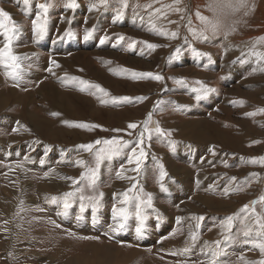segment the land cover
Returning <instances> with one entry per match:
<instances>
[{
  "label": "rangeland",
  "instance_id": "rangeland-1",
  "mask_svg": "<svg viewBox=\"0 0 264 264\" xmlns=\"http://www.w3.org/2000/svg\"><path fill=\"white\" fill-rule=\"evenodd\" d=\"M66 2L31 0L25 5L23 0H0V8L9 12L12 20L21 28L20 35L11 44L12 55L20 57L19 78L13 79L6 75L10 70L0 63V87L3 86L2 80L7 85L0 91V96L2 98V92L8 93L11 88L8 104L26 101L30 106L21 108L32 114V118L47 119L48 116L43 114H49L45 107L50 102L58 107L65 104L66 108L75 109L78 117L73 119L82 122L88 120L89 125L100 126L84 129L89 143L112 137L132 143L118 159L102 162L100 180L95 189H91L86 186L87 181L79 182L81 173L86 170L85 166L74 163L69 167L66 164L73 156L69 151L74 143L79 142L78 145H81L80 140L69 137L50 141L46 138V131L39 134L34 130V122L37 125L39 122L33 118L34 122L29 121L27 126L21 123L18 138L6 145L7 150L13 145L17 146L18 156L14 159L23 165L18 166L19 169L10 168L13 170L9 173L14 179L11 183L6 178L5 167L13 158H8L9 155L2 149L4 139L10 141V137L7 138L10 132L1 129L4 124L0 121V219L8 218L7 208L21 211L16 204L15 208L12 206L15 202L23 201V205L39 204L37 211L47 216V219H42L45 222L36 219L26 222L35 227L32 236L35 232L43 234V238H33V242L39 243L35 247L39 246L41 260L51 264H75L80 255L85 259L79 260L87 264H176L183 260L187 262L185 264H208L209 256L205 252L208 246L215 248L217 240L221 241L220 248L224 252L219 264H250L264 259L259 249L244 243L245 239L255 237V216L251 208L255 207L256 212L264 216V203L259 202V197L264 195V164L250 162L252 158L264 157V111H261L264 109V70H261L264 69V61L249 55L250 51L264 53V39H259L264 37V0H180L179 4H174L173 0H128L129 6L120 20L113 19L120 7L118 0H109L107 8L99 5V0H76L79 7L75 10L66 8ZM39 3H48L51 7L47 31L37 39L31 21L39 12L36 7ZM92 4L99 6L90 10ZM176 7L182 11H174ZM157 8L166 15L157 13ZM197 11L207 21L198 19ZM190 28L195 30L196 36L189 31ZM3 31L0 28V48L6 42ZM159 31L167 32L168 35H158ZM69 32L71 36L67 35ZM86 32H91L87 39ZM172 32L177 33L175 38L171 37ZM121 36L123 40L119 39ZM102 37H107L104 43L100 42ZM133 41L135 44L130 48ZM144 42L157 47L149 49ZM193 49L203 55L195 56ZM140 73H151L163 78L156 80L152 76L136 75ZM177 80L185 83L178 84ZM80 81H86L87 84L82 85ZM97 85L99 88L94 87ZM202 85L214 91L207 95L194 91ZM197 95L201 96L199 100L196 99ZM123 97L129 99H120ZM59 99L64 102L60 106ZM101 100L107 102L101 103ZM16 105L10 106L13 112L8 105H0V120L16 118L20 113V107L18 110ZM41 105L45 108L43 114L40 113ZM54 112L57 114L56 110ZM145 120H149V129L158 126L164 135L152 133L149 139V133L145 132L142 147L146 156L137 175L131 171L135 163L129 165L127 157L136 147ZM129 123H136L138 127L129 129ZM44 129L55 132L45 126ZM114 129L121 131L116 132ZM174 141L178 143L177 148L172 147ZM85 152L77 150L74 156L83 157ZM161 152V158L170 168L164 169L167 175L158 182L160 167L156 156ZM30 158L35 162L39 158L46 161L50 158L52 162L49 165L39 163L36 167L30 164L25 166L23 160ZM58 159L63 163H53ZM81 159L87 167L95 166L94 156L89 152ZM122 165L124 171L121 176L135 177V180L117 177ZM173 166L184 167V178L173 176ZM199 175L203 185L197 186L193 184V178ZM69 177L77 179L78 183H65L62 188H57L53 193L59 199L57 203L62 202L63 193L67 191L76 193L73 199L77 201L75 205L78 207H81V195L98 197L103 193L110 207L112 204L121 205L123 193H127L132 200L137 194H146L145 198L151 194V206H148L147 212L157 223L161 213L155 203L161 200L167 214L160 218L166 219L168 228L158 232L153 224L151 242L146 241L150 244H140L144 249H140L138 244L134 246L133 237H124V241L115 242L108 230L103 231L104 235L91 231L86 234L65 231L70 229L65 224L68 221H58L51 199H41L36 185ZM233 177L236 179L233 180ZM133 183L137 185L134 189ZM160 183L164 184L165 190L158 187ZM149 184L152 191L148 194L144 187ZM177 184L183 195L175 203L169 195H172L173 186ZM78 188L82 191H77ZM225 188L230 189L227 194ZM138 198V202L145 201V198ZM208 200L211 206H208ZM254 200L257 203L252 206L250 202ZM93 203L84 201L85 207H88L87 211L84 210V218L89 223L95 222L91 220ZM246 204L250 205L249 209L241 212ZM127 207L132 213L136 210L131 202ZM237 213L239 215L233 221L231 232L225 233L221 222ZM200 216L204 219L199 221L201 226L197 230V221L193 217ZM178 217L181 218L179 223ZM103 219L107 222L105 217ZM246 225L253 228L248 238L244 236ZM185 230L195 231L199 237L188 252L181 251L187 245L179 247L176 257L173 254L175 249L166 250L162 247V243L167 245L169 241H177L176 238L181 235L183 237ZM174 231L181 232L175 235ZM224 235H230V240L224 241ZM203 238L207 240L205 245L202 244ZM0 242L4 245L7 242L1 232ZM186 244L191 245V242ZM6 255V249L0 252V263L15 264V257L7 261ZM89 255L90 259L86 260ZM69 257L75 262H70ZM30 264L40 263L35 260Z\"/></svg>",
  "mask_w": 264,
  "mask_h": 264
},
{
  "label": "crops",
  "instance_id": "crops-1",
  "mask_svg": "<svg viewBox=\"0 0 264 264\" xmlns=\"http://www.w3.org/2000/svg\"><path fill=\"white\" fill-rule=\"evenodd\" d=\"M5 64V63H4ZM6 65V64H5ZM7 66V65H6ZM7 70H10V68L8 67V69ZM177 71H179V69L177 70ZM1 84L3 85V86H1L0 87V91H2V90H4L5 89V87L7 86V85H5V82H4V80H2V82H1ZM10 90V92H11V88H9ZM10 92H8V93H5L4 91L2 92V98H1V96H0V105H8L9 106V108H10V106H12V105H14V104H17L16 105V107H17V109L19 110V107H20V113L16 116V118L15 117H11V118H4V119H1L0 121H2L3 122V124H4V127H2L1 129H3V130H7L8 132H11V134L13 135H11L10 133H9V135H11V136H7V138L8 137H11V138H9L10 139V141L8 142V141H6L5 139H4V143L2 144L3 145V147H2V149H3V152L4 153H6L7 155H9V157L8 158H13V161H9V163H8V165L5 167L6 168V170H5V175H6V178L12 183L13 181H14V179H12L13 178V176L12 175H10V171H12V170H10V168H11V165H20L21 167L23 166L22 165V162H19V160L17 161V160H15L14 158L15 157H17L18 155H17V151L18 150H16L17 149V146H15V145H13V147L10 149V150H7L6 148V145L7 144H9L10 142H12V141H14L16 138L15 137H18V132H19V126L21 127L22 125H21V123H24V125L25 126H27V123L29 122V121H33V118H34V121H37V122H39L38 123V125L36 124V122H34L35 124L33 125V128H34V130L36 131V132H38L39 134H41L42 133V131L44 130V131H46L47 133H46V138L49 140V139H51L50 141H53V140H60V139H62V138H64L65 140H66V138H71V139H77V140H80V143H81V145H83V144H89V138H88V140H87V136L84 134V129H86V128H79V127H75V126H69V124H66V123H64V121H68V122H74V123H86V124H89V121L88 120H85V121H79V120H77V119H73L72 117H78V115L76 114V112H75V109H72V108H66L65 107V104H64V106H60L61 104H63L64 102H63V100L62 99H59V101H60V103L58 104L60 107H58V106H56V105H54L52 102H50V105H47V107H45L46 108V110L49 112V114L51 115V116H49V114H47V113H45V114H43V112H44V109L45 108H43L42 107V105H41V108H40V113L41 114H43V115H46V116H48V118L46 119V118H40V117H33L32 118V114H30V113H27V112H25L24 110H22V108L23 107H27V106H30L28 103H26V101L24 102V100H19V101H15V102H13V103H11V104H8L9 102H8V99H10V97L8 98V96H9V94H10ZM15 95H17V92H15L14 93ZM7 98V99H6ZM14 100V99H13ZM34 104H36V102L34 103ZM22 107V108H21ZM10 110H11V108H10ZM54 110H56L57 111V114H55V112H54ZM74 111V112H73ZM11 112H13L12 110H11ZM27 114V115H26ZM90 114H93L92 112H90ZM17 119V120H16ZM43 122V123H42ZM11 125V126H10ZM44 125H46L45 127H48V129L50 130V128L51 129H53V130H55V132L52 134V135H49V132L46 130V129H44ZM49 125V126H48ZM13 129H16V132L15 131H13ZM2 130V131H3ZM18 131V132H17ZM41 132V133H40ZM16 133H18V134H16ZM15 135V136H14ZM54 135H56V136H54ZM78 143L79 142H76V143H74L75 145H74V147H76V149H75V151H80V150H82V149H78L77 148V146H78ZM28 144H30V145H32V143H28ZM17 145V144H16ZM73 145V144H72ZM16 147V148H15ZM73 147V148H74ZM172 147L173 148H177L178 147V143L176 142V141H174L173 143H172ZM28 148H31V146H28ZM73 148L69 151V153L70 154H72L73 156H72V159H70V161H68V162H66V164H69V167L70 166H72L74 163H75V161L77 160V159H81V158H83V157H85V154H86V152H85V154L83 155V157L82 156H79V157H76V156H74V153H75V151H73ZM60 149V148H59ZM12 154V155H11ZM55 154H56V152H55ZM78 156V155H77ZM161 156H163V154H162V152H161V154H159V155H157L156 156V160H157V162H158V166L160 167L161 165H163V169H167V170H169V166H166V164H165V162H164V160L161 158ZM117 157H114L113 159H116ZM112 159V160H113ZM118 159V158H117ZM44 160V159H43ZM40 161H41V159L39 158L38 159V162H35L32 158H30V159H28L27 161H24L23 160V162L25 163L24 165L26 166V165H28V164H30V165H32L33 167H36L37 165L39 166V163H40ZM45 162L44 163H46V165H49L51 162H52V160L50 159V158H48V161H46V160H44ZM21 163V164H20ZM48 163V164H47ZM53 163H57V164H60V163H63L62 162V160L61 159H58L57 161H55V162H53ZM152 164V163H151ZM153 165V164H152ZM16 167V166H15ZM76 167V166H75ZM171 169H173V170H171V171H173L174 172V174L175 175H173L174 177L175 176H181V177H183L184 178V171H185V169H184V167L182 166V167H175V166H173V167H171ZM56 173H58V172H56ZM61 175V174H60ZM187 179H188V177H187ZM63 180H65V179H63ZM67 180H71V179H67ZM166 180V179H165ZM170 180V182L172 181V179L170 178L169 179ZM193 180H194V183L193 184H197V186L198 185H203L202 183H201V178H200V175L199 176H196V178L194 179L193 178ZM168 181V180H167ZM72 182V180L71 181H69L68 183H71ZM36 185V184H35ZM65 185V184H64ZM150 184L149 185H147L146 187H144L145 188V191H147V193L149 194L152 190H150ZM159 188H160V185L158 186ZM36 188H37V185H36ZM167 189H168V187H166ZM182 190V189H181ZM37 191L39 192L40 190H38L37 189ZM56 191V189H52V191H44V192H42V191H40V196H41V199H51L53 196L54 197H57V195L56 194H53L54 192ZM161 191V190H160ZM68 192H72V191H67V193ZM46 193H47V195H46ZM178 193H179V195H178ZM52 194V195H51ZM64 194H65V192L63 193V198H62V202H60V204L59 203H52L51 201H50V203L55 207V209H56V212H57V215H58V218H59V221L60 222H65V221H68V223H65V224H67V226H68V228H70V229H67V230H65V231H70L71 233H79V234H86V232H88V231H91V232H93V233H99V235H104L105 234V232H103V231H105V230H108V232L111 234V235H113V238H114V240L116 241V242H118V241H124L123 239H124V237L126 238H129V237H133L134 238V246H136L137 244H138V247L140 248V249H144L145 247H140V244H144V245H148V244H150V242H151V240H150V233H152V225L154 224V227H155V229L158 231V232H162V231H165V229L166 228H168V226H167V224H166V219H163L162 220V218H160V216L161 215H163V216H166V214H167V212H166V208H165V205L163 206V202L161 201V200H159L158 202H156L155 203V206H156V208L157 207H159V213H161V214H159V218L158 219H160V220H158L157 221V223H154L153 222V220H152V218H151V215H149L150 213L149 212H147V208H148V206L147 205H141V207L143 208V211H142V213H141V215L143 216V222L141 223V220H139L138 218H137V216H136V210L132 213L131 211H129L130 213H131V215L128 217V219H127V221L125 222V227H124V229L121 231L122 232V234H121V232L119 231V232H115L117 235H115V233L114 232H112L111 231V228L112 227H114L115 226V223H116V221H114L113 220V213H112V211H108V210H110V208L112 209V206L114 205V204H112V206H110L109 207V203H106V201L104 200V197L105 196H102L101 198H100V206L99 207H97L95 210H94V212H92L91 214H92V216H91V220L92 221H95V222H86V219H82V217L84 218V216H85V212H84V210L86 209V211H87V209H88V207H84V209H83V211L82 212H80V210H81V207H79L78 208V206L77 205H74L75 204V202H77V201H75V200H73V197H71V199L69 200L68 199V202H70L69 204L71 205L72 203H74V204H72L70 207H68V209L69 210H67V209H65L64 207H63V200H64ZM145 195L146 194H143V195H139V194H137V196L136 197H134V199L133 200H131V206L134 208V209H136V203L138 202V200L136 199V198H138L139 196L141 197V198H145ZM182 193H180V191H179V184H177V185H174L173 186V193H172V195H169L170 196V198H171V201L172 202H178V201H180V197H182ZM48 196H50V197H48ZM61 197V196H60ZM177 199H179L178 201H176ZM87 202H89V200L87 199V197H86V199H85ZM84 200V201H85ZM148 200V197L146 196V198H145V201H147ZM81 201V200H80ZM135 202V203H132V202ZM46 202V201H45ZM94 202V201H93ZM208 202H209V205L208 206H211L210 205V203H211V201L210 200H208ZM174 203V204H175ZM14 204H16L22 211H19L20 212V215H19V212H15L14 211V209H9V208H7L8 209V218L6 219V220H1L0 219V232H1V234H3V236H4V238L7 240V242H6V244L4 245V244H2V242H0V252H2V250H4V249H6V251H7V257H6V260L8 261V260H10V259H13L14 257V259H13V262L15 263V264H30V262H33L34 263V261L35 260H38V262L40 263V264H51L50 262H43V259L41 260V258L42 257H40V255H39V250H38V248H39V246L38 247H35V246H37V245H39V243H37V242H33V238H43L44 236H43V234L42 233H37V232H35V235L34 236H32V233H34L33 232V230H34V228H33V226L32 225H30L28 222H26L27 220L28 221H32V220H34L35 218H36V220H41L42 222H45V220H42V219H47V216H45L44 215V213L43 212H41V211H37L38 209H37V207H38V205L39 204H37V203H35L34 205H27V204H25V205H23V201L21 202V203H17V202H15V203H13V207L15 208V206H14ZM20 204V205H19ZM55 204V205H54ZM160 204V205H159ZM52 205H47V207H50L51 206V208H53V206ZM74 205V206H73ZM33 206V207H32ZM119 207L121 206V205H118ZM117 206V207H118ZM23 207H24V209H23ZM73 207H75V208H73ZM76 207H77V209H76ZM93 207V206H92ZM163 207V208H162ZM31 209L29 212L28 211H26V210H28V209ZM128 208V207H127ZM165 208V209H164ZM50 209V208H49ZM67 210V211H65V210ZM79 209V212H77V210ZM129 209V208H128ZM24 210V211H23ZM75 210V211H74ZM64 211V212H63ZM74 211V212H73ZM97 211V212H96ZM100 211V212H99ZM106 211V212H105ZM146 211V212H145ZM157 211V212H158ZM162 211H163V213H162ZM165 211V212H164ZM12 212H14V213H12ZM12 213V214H11ZM66 213V215L64 216V214ZM70 213H72V215L70 214ZM82 213H83V215L84 216H82ZM97 213V214H96ZM32 216H31V215ZM68 214H70L71 215V217L69 218V216L70 215H68ZM80 214V215H79ZM174 214V213H173ZM62 215V216H61ZM95 215H96V219H95ZM19 216V217H18ZM175 216V215H174ZM14 217V218H13ZM80 218V220L79 219H77V218ZM103 217H105L106 219H107V222H105V220L103 219ZM176 217V216H175ZM27 218V219H26ZM69 220H68V219ZM16 219V221H14ZM70 219H71V222H70ZM23 220V221H22ZM84 220V221H83ZM139 221V222H138ZM83 222H84V224H83ZM145 222V223H144ZM21 223H23V224H21ZM50 223V222H49ZM106 223V224H105ZM113 223V224H112ZM174 223V222H173ZM29 224V225H28ZM101 224V225H100ZM127 224V225H126ZM141 224V225H140ZM172 223H170V226H172L171 225ZM190 224H192V223H190ZM15 225H17V226H15ZM22 225V226H21ZM21 226V227H20ZM54 226H56V224H54ZM138 226L141 228V229H143V230H141V232L140 233H137V231H136V229L138 228ZM145 226V227H144ZM187 226V225H186ZM179 227V226H178ZM23 228V229H22ZM29 228H30V232L28 231L29 230ZM74 228H77L78 230H80V231H77V230H75ZM132 230H131V229ZM8 229V230H7ZM97 229V230H96ZM178 229V228H177ZM177 229L175 230V231H177ZM72 230V231H71ZM127 230L129 231V230H131V231H129L128 233H127ZM20 231V232H19ZM27 231V232H26ZM64 231V230H63ZM73 231H75V232H73ZM175 231L173 232V234H175V235H177V234H179L181 231H178L177 233H175ZM23 232V233H22ZM104 234H103V233ZM171 232V231H170ZM192 232V230H185V232L184 233H186L187 235H189L190 233ZM101 233V234H100ZM119 233V234H118ZM133 233V234H132ZM137 233V234H136ZM183 233V232H182ZM13 234V235H12ZM123 235V236H121V235ZM126 234V235H125ZM135 234H136V236H135ZM172 234V235H173ZM48 235H49V233H48ZM47 235V236H48ZM52 234H51V232H50V236H51ZM125 235V236H124ZM145 235V236H144ZM185 235V234H184ZM17 236V237H16ZM116 236V237H115ZM142 236H144V238L142 237ZM121 237V238H120ZM123 237V238H122ZM185 237V236H184ZM11 238H13V239H15V240H13V239H11ZM18 238V239H17ZM22 238V239H21ZM120 238V239H119ZM167 237H165V239H166ZM25 239V240H24ZM137 239V240H136ZM164 239V240H165ZM12 240V241H11ZM20 240V241H19ZM147 240H150V242L149 243H147L146 241ZM22 241V242H21ZM29 241V242H28ZM135 241H137V242H135ZM140 241V242H139ZM206 238H203V241H202V244L203 245H205L206 244ZM29 243V244H28ZM178 243H180V244H176V245H174V246H176L177 248H175V247H168V246H166V247H164L166 250H169L170 248H172V249H178V247H182V246H188V244H185L184 242H183V244H182V242H181V240H178ZM164 244L165 243H162V247L164 246ZM35 247V248H34ZM168 248V249H167ZM141 252V251H140ZM177 252V250H175L174 251V253H176ZM41 254V253H40ZM35 255H38V256H35ZM176 255V257H178V255L179 254H175ZM19 259H21V261L20 262H18L17 260H19ZM41 260V261H40ZM177 260V259H176ZM179 260H182L181 258L179 259ZM16 261H17V263H16ZM184 262H186L185 260H183ZM187 263V262H186ZM0 264H4L3 262L2 263H0ZM182 264H185V263H182Z\"/></svg>",
  "mask_w": 264,
  "mask_h": 264
},
{
  "label": "snow or ice",
  "instance_id": "snow-or-ice-1",
  "mask_svg": "<svg viewBox=\"0 0 264 264\" xmlns=\"http://www.w3.org/2000/svg\"><path fill=\"white\" fill-rule=\"evenodd\" d=\"M31 2V0H23V3L25 5H28ZM118 3L120 4V7L116 10L115 16L113 17L114 20H120L124 17V10L129 6L128 5V0H118ZM174 4H179L180 0H173ZM99 5H102L104 8H107L109 6V0H99ZM99 5L97 4H92L90 10L98 7ZM36 7L39 9V12H37L36 16L34 19H32L31 24H32V29L36 35V38L39 39L43 37L47 31V24H48V11L49 8L51 7L50 4L48 3H39L36 5ZM66 8L73 9L75 10L76 8L79 7L77 4L76 0H67L65 4ZM145 7L150 8L151 5H146ZM162 7L166 8H171L172 5H163ZM155 11L161 15H166V13H162L160 8L155 9ZM174 11L176 12H181L182 9L176 7L174 8ZM197 18L202 20V21H207V18L201 15L198 11L196 13ZM135 19V17H133ZM172 23V21H170ZM190 23V21H189ZM153 29L155 28V25L152 26ZM0 28H2L4 38H5V44L3 48H0V63H5L9 68L10 71L6 73V75H10L13 79H18L19 78V72L18 70L20 69V57L12 55L11 53V44L14 40L18 38V36L21 33V28L18 24H16L10 15L9 12L5 11L4 9L0 8ZM190 32L194 36L197 35L195 30L189 29ZM213 31H215V28H213ZM158 35H168L167 32L164 31H159L157 32ZM67 35L71 36L72 33L69 32ZM91 35V32H86L85 39H87ZM172 38H175L177 33L172 32L171 34ZM199 35H203L200 33ZM107 39V37H102L101 38V43H104V41ZM120 40H123L124 37H119ZM205 40L208 38L205 36ZM259 39H264V37H261ZM119 42V41H118ZM147 47L149 49H154L157 47L155 44L147 43ZM135 44V41H133V44H130L129 47L131 48ZM115 46V45H114ZM193 54L195 56H200L203 55L202 53L197 52L195 49H193ZM250 56H254L257 58L258 61H264V53H260L257 51H250L249 53ZM178 58V57H175ZM243 62V61H242ZM52 63H55L54 61ZM264 70V69H261ZM139 76H152L156 80H160L163 77L159 75L153 76L151 73H140L136 74ZM77 79V78H73ZM80 83L87 84L86 81H80ZM178 84H184L185 82L183 80H177ZM197 83H200L199 81ZM99 88V86H94ZM83 90V88L81 89ZM101 92H104L103 89H100ZM196 92H203L204 95H207L208 92L214 91V89H210L207 87H204L203 85L199 89H194ZM104 95H107L106 92H104ZM201 96L197 95L196 99H200ZM120 99L127 100L129 98L123 97ZM107 101L101 100V103H106ZM261 111H264V109H261ZM248 115H253V113H249ZM151 118V114H149V120ZM149 120H145L143 122V131L139 133V139L136 142V147H133L131 152L128 153L127 157V162L129 165L135 163V167L131 169V171H134L139 175L141 171V165L143 164V159L146 156V153L142 147L144 143V134L145 132L149 133V139H151L152 133H159L161 136L164 135L163 131L157 126L155 129H149L148 128V123ZM64 123L69 124V126H75L79 128H86V129H91L94 127H100L99 125H89L86 123H74V122H68L64 121ZM138 125L136 123H129L128 128L129 129H136ZM13 131H16V129H13ZM113 131H121L120 129H114ZM131 141L123 140L118 137H112L111 139H98L94 141L93 143L89 144H83V145H78V149H82L83 151L89 152L94 156V161H95V166L94 167H87L86 162L82 159H77L75 163L80 166H85L86 170L85 172L81 173L80 181H87V187L91 189H95L98 181L100 180V170H101V164L104 161H111L114 157H118L124 154L125 149L131 144ZM102 145V147H94ZM44 160L41 159L40 163L44 164ZM251 163H261L264 164V157H259V158H252ZM124 171L123 165L121 166V170L117 171V177L118 178H127L129 180H135V177H122L121 173ZM47 175V173L45 174ZM167 173L163 169V165L160 166V174L158 177V182H161L164 180L165 176ZM72 179L73 184H77L78 181L77 179L73 178H68ZM233 180L236 178L233 177ZM136 184H132V188H136ZM160 188L161 190H165V186L163 183H160ZM131 190V189H130ZM77 191H82V189L78 188ZM230 189L225 188V194L228 193ZM75 192H68L64 194V200H63V206L65 209L70 207V204L68 202V199L75 196ZM123 200L120 201L121 206L117 207L115 204L112 206V213H113V220L116 221L115 226L111 228L112 232H119L122 231L125 227V222L127 221L128 217L131 215V213L128 211L127 205L131 202L132 198L127 195V193H123ZM103 196V193H100L98 197H87L88 200L94 201L93 203V210H95L97 207L100 206V198ZM86 199L85 196L81 195L80 200H81V211H83L85 205H84V200ZM139 200V198H136ZM52 203H57L58 199L57 197H52L51 198ZM259 202L264 203V195L259 197ZM257 203V201H251L250 204L254 206ZM141 205H147L151 206V194H149L148 200L147 201H139L136 203V216L139 220H141V223L143 221V216L141 215L142 213V207ZM250 207L249 204H246L243 206V208L240 210L241 212H245L248 210ZM252 215L255 216V220L253 223L255 224V237L250 238V239H245L244 243L245 244H251L253 248L259 249L260 253L262 256H264V216H261L258 214L255 210V207L251 208ZM239 213L235 215H230L226 217L222 222H221V227L223 228L225 233H230L232 228H233V221L237 218ZM197 221L195 228L198 230L200 228V223L199 221H202L204 217H193ZM181 218H177V222L179 223ZM52 223H55L54 221ZM58 227V225H57ZM246 231L244 232V236L246 238L250 237V233H252L253 228L246 225ZM137 233L141 232V228L138 227L136 229ZM191 237V245L188 247H185L182 249V252H188L190 250V247L195 245L196 241L198 240V235L197 232L193 231L190 233ZM88 239H96L95 237H86ZM224 241H229L230 240V235H224L223 237ZM221 241L217 240L215 241V248L208 246L207 251L205 252L206 255L209 256L208 264H219V258L224 254L223 249L220 248ZM202 251H204L202 249ZM175 254V253H173ZM250 264H264V259H260L259 261H254L250 262Z\"/></svg>",
  "mask_w": 264,
  "mask_h": 264
},
{
  "label": "bare ground",
  "instance_id": "bare-ground-1",
  "mask_svg": "<svg viewBox=\"0 0 264 264\" xmlns=\"http://www.w3.org/2000/svg\"><path fill=\"white\" fill-rule=\"evenodd\" d=\"M10 96V95H9ZM17 96V95H16ZM16 99V98H15ZM18 99V98H17ZM74 112V111H73ZM17 120V119H16ZM43 123V122H42ZM11 126V125H10ZM44 126H46V125H44ZM49 126V125H48ZM44 131V130H43ZM18 132V131H17ZM49 132V135H52L53 134V131L52 130H50V131H48ZM19 133V132H18ZM18 133H16V134H18ZM41 133V132H40ZM47 133V132H46ZM10 134H11V132H10ZM21 134H23V133H21ZM12 135V134H11ZM10 135V136H11ZM15 136V135H14ZM54 136H56V135H54ZM11 138V137H10ZM16 139L18 138V137H15ZM12 139V138H11ZM16 148V147H15ZM17 153V152H16ZM12 155V154H11ZM21 164V163H20ZM46 164V163H45ZM48 164V163H47ZM16 166V167H15ZM18 166H20V165H11V168H13V169H19V167ZM182 167V166H181ZM19 172H20V170H19ZM15 173V172H14ZM69 181H71V180H67V179H65V180H60V179H52V181L51 180H48L46 183H43V185H39V184H37V188H38V190H40V191H42V192H44V191H52V189H57V188H62V186L65 184V183H68ZM24 184V183H23ZM31 185V183L29 184V186ZM22 186V185H21ZM28 186V185H27ZM29 186H28V188H29ZM68 187V186H67ZM23 192V191H22ZM65 193H67V192H65ZM46 195H47V193H46ZM52 195V194H51ZM103 196H105V195H103ZM48 197H50V196H48ZM54 197V196H53ZM71 199V198H70ZM69 199V200H70ZM59 200V199H58ZM74 200V199H73ZM20 202V201H19ZM70 203V202H69ZM72 204H74V203H72ZM71 204V205H72ZM20 205V204H19ZM25 205V204H24ZM55 205V204H54ZM70 205V206H71ZM75 205V204H74ZM160 205V204H159ZM211 205V204H210ZM33 207V206H32ZM64 207V206H63ZM119 207V206H118ZM51 208V207H50ZM73 208H75V207H73ZM79 208V207H78ZM163 208V207H162ZM23 209H24V207H23ZM76 209H77V207H76ZM165 209V208H164ZM65 210V209H64ZM67 210H69L68 208H67ZM67 210H65V211H67ZM22 211V210H21ZM24 211V210H23ZM59 211V210H58ZM57 211V212H58ZM75 211V210H74ZM73 211V212H74ZM29 212V211H28ZM64 212V211H63ZM77 212H79V209L77 210ZM80 212H82L81 210H80ZM79 212V213H80ZM97 212V211H96ZM100 212V211H99ZM165 212V211H164ZM162 213H163V211H162ZM71 215H72V213H70ZM70 214H68V215H70ZM97 214V213H96ZM19 215H20V212H19ZM31 215V214H30ZM49 215V214H48ZM66 215V213L64 214V216ZM71 215L69 216V218L71 217ZM80 215V214H79ZM32 216V215H31ZM62 216V215H61ZM82 216H84L83 215V213H82ZM19 217V216H18ZM14 218V217H13ZM77 218V217H76ZM36 219V218H35ZM68 219V218H67ZM77 219H79L80 220V218H77ZM82 219H85V218H83L82 217ZM69 220V219H68ZM163 220V219H162ZM14 221H16V219L14 220ZM23 221V220H22ZM28 221V220H27ZM59 221V220H58ZM84 221V220H83ZM144 221V220H143ZM142 221V222H143ZM70 222H71V219H70ZM86 222H87V220H86ZM139 222V221H138ZM31 223V222H30ZM145 223V222H144ZM21 224H23V223H21ZM83 224H84V222H83ZM106 224V223H105ZM113 224V223H112ZM29 225V224H28ZM31 225V224H30ZM101 225V224H100ZM127 225V224H126ZM141 225V224H140ZM15 226H17V225H15ZM22 226V225H21ZM20 226V227H21ZM139 227V226H138ZM145 227V226H144ZM190 227V226H189ZM34 228V227H33ZM191 228V227H190ZM23 229V228H22ZM131 229V228H130ZM8 230V229H7ZM36 230V229H35ZM97 230V229H96ZM132 230V229H131ZM131 230H129V231H131ZM141 230H143V229H141ZM29 232H30V228H29V230H28ZM128 230H127V233L129 232ZM144 231V230H143ZM20 232V231H19ZM27 232V231H26ZM121 232V231H120ZM123 232V231H122ZM122 232H121V234H122ZM23 233V232H22ZM103 233V232H102ZM111 233V232H110ZM115 233V232H114ZM117 233V232H116ZM115 233V235H117ZM177 233V232H176ZM101 234V233H100ZM104 234V233H103ZM119 234V233H118ZM120 234V235H121ZM133 234V233H132ZM137 234V233H136ZM136 234H135V236H136ZM151 234V233H150ZM13 235V234H12ZM126 235V234H125ZM124 235V236H125ZM121 236H123V235H121ZM145 236V235H144ZM144 236H142L143 238H144ZM186 238H185V237ZM183 237H182V235L180 236V237H177L176 239H177V241H174V240H172V241H169V244H167V245H164L163 247H166V246H168V247H175V248H177L176 246H174V245H176V244H180V243H178V240H181V242H182V244H183V242L186 244V243H189V242H191V241H188V240H191V239H189V235H187L186 233H185V235H184ZM17 237V236H16ZM110 237V236H109ZM116 237V236H115ZM137 237V236H136ZM121 238V237H120ZM119 238V239H120ZM123 238V237H122ZM11 239H13V238H11ZM18 239V238H17ZM22 239V238H21ZM114 239V238H113ZM145 239V238H144ZM175 239V240H176ZM13 240H15V239H13ZM25 240V239H24ZM137 240V239H136ZM12 241V240H11ZM20 241V240H19ZM122 241V240H121ZM185 241H187V242H185ZM22 242V241H21ZM29 242V241H28ZM116 242V241H115ZM137 242V241H136ZM140 242V241H139ZM29 244V243H28ZM125 244V243H124ZM130 244V243H129ZM196 244V243H195ZM123 245V244H122ZM184 245V244H183ZM118 246H119V243H118ZM124 246V245H123ZM126 246V245H125ZM189 246V245H188ZM183 247V246H182ZM113 248H115V247H113ZM179 248V247H178ZM58 249H60V247L58 248ZM168 249V248H167ZM110 250V249H109ZM175 250H178V249H175ZM134 252H138V250H134ZM99 252H97V254H98ZM101 253V252H100ZM173 253V252H172ZM114 253H112L111 255H113ZM134 254V253H133ZM133 254H130V255H133ZM137 254H139V253H137ZM136 255V254H135ZM99 256V255H98ZM103 256V255H102ZM77 257V256H76ZM76 257L74 258V259H76ZM90 257H91V255H89V256H87L86 257V260L87 259H90ZM70 258V257H69ZM98 258V257H97ZM180 258V257H179ZM79 259H85L83 256H78V261H74L75 262V264H87V262H83L82 260H79ZM184 259H185V257H184ZM70 262H72V258H70V259H68ZM67 260V261H68ZM92 260V259H91ZM129 260V259H128ZM131 260V259H130ZM187 260V259H186ZM67 261H65V262H67ZM93 261V260H92ZM126 261V260H125ZM74 262H72V263H74ZM182 263H184V261H177V263L176 264H182ZM71 264V263H70ZM89 264H91V263H89ZM95 264V263H94ZM110 264V263H109Z\"/></svg>",
  "mask_w": 264,
  "mask_h": 264
}]
</instances>
